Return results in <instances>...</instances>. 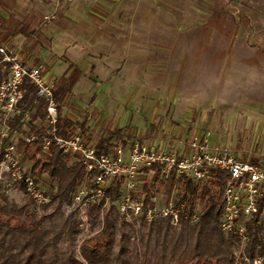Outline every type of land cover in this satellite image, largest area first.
I'll return each mask as SVG.
<instances>
[{
	"label": "rangeland",
	"instance_id": "obj_1",
	"mask_svg": "<svg viewBox=\"0 0 264 264\" xmlns=\"http://www.w3.org/2000/svg\"><path fill=\"white\" fill-rule=\"evenodd\" d=\"M227 1L0 0L1 40L28 50L47 76L62 79L64 116L90 124L103 117L110 130L141 136L153 124L155 134L175 135L170 140L180 147L185 138L203 134L211 145L264 166V92L257 82H243L264 80V50L252 46L257 41L249 33L254 23H264V4ZM94 97L104 100L92 106ZM103 130L87 140L94 142ZM144 182L136 181L137 191ZM8 188L10 200L29 203L26 194ZM154 188L161 203L165 194ZM41 208L35 210L45 220L78 210L76 256L80 243L99 231L82 208Z\"/></svg>",
	"mask_w": 264,
	"mask_h": 264
},
{
	"label": "trees",
	"instance_id": "obj_2",
	"mask_svg": "<svg viewBox=\"0 0 264 264\" xmlns=\"http://www.w3.org/2000/svg\"><path fill=\"white\" fill-rule=\"evenodd\" d=\"M6 77L7 73L0 70V83ZM23 89L22 112L9 118L8 125L18 136L32 134L35 139L26 144L18 137V153L35 181L48 187L50 202L41 209L55 204L69 208L73 195L85 181L84 166L62 156L54 148L50 157L42 152L41 143L47 133L44 123L46 103L37 99L35 88L28 79L24 80ZM64 93V87L55 90L56 102L60 103ZM58 112L59 136L67 138L79 132L88 139L91 131L87 118L72 120L62 114L61 105ZM25 114L29 115L28 120L24 118ZM154 128L153 124L148 125V133L153 134ZM125 136L122 129L102 132L93 142L96 152L108 153L114 145L125 144L130 139ZM248 162L261 165L253 158ZM146 178L149 182H144L140 193L134 197L144 194L147 208L153 206L154 187H160L164 182L157 167L143 169L136 181ZM228 179L227 173L219 171H213L203 182L171 178L164 184L163 193L167 198L175 190V206L183 205L178 227L166 219L158 218L151 223L141 219L129 223L128 232H124L125 222L116 209L124 180L111 181L106 190L110 198L108 209L102 203L86 208L92 227H98L99 231L80 243L78 257L73 250L79 227L75 219L78 210H71L68 218L63 217V212L55 220L39 218L35 210L38 206L31 199L28 204L19 205L8 198V185L24 194L25 191L22 186L11 184L7 174L3 173L0 178V264H252L257 256L264 255V228L259 223V215L245 223L249 242L243 251L249 262L236 255L240 250L237 239L223 234L219 228L222 192ZM194 216L195 221L192 220ZM64 244L63 249L61 245Z\"/></svg>",
	"mask_w": 264,
	"mask_h": 264
},
{
	"label": "built area",
	"instance_id": "obj_3",
	"mask_svg": "<svg viewBox=\"0 0 264 264\" xmlns=\"http://www.w3.org/2000/svg\"><path fill=\"white\" fill-rule=\"evenodd\" d=\"M0 58V68L7 73V77L0 83V167L7 174L10 183L22 186L27 197L36 206L47 205L50 193L46 185L35 181L16 146L18 137L26 144L32 143L35 137L32 134L18 136L17 131L8 125L9 118L22 112L20 104L24 97L25 79L34 86L37 99L46 103L44 123L47 133L41 143L42 152L50 157L54 148L62 156L84 166L85 181L73 195L72 207L86 210L88 206L101 203L104 207L109 206L107 188L111 181L123 179L116 209L124 222H139L143 219L151 223L161 218L177 227L183 205L175 206V190L169 197H164L161 203L155 197L153 206L147 208L144 205V194L134 197V194L140 193L136 190V179L142 170L157 167L164 184L171 178L176 181L180 177L203 182L213 171L225 172L229 179L222 192L219 228L223 234L237 239L240 245L238 256L241 255L244 261L249 262L243 251L249 242L245 223L259 215V223L264 228L263 165L238 159L227 149L211 145L203 134L185 138L182 150L142 143L130 135L132 140L114 145L108 153L98 154L93 142H89L79 132H74L67 138L58 135L60 103L54 98L56 83L46 80L43 64L27 63L2 44ZM24 118L28 120L29 115L25 114ZM164 184L160 186V192H163ZM192 220L195 221L196 217ZM262 241L264 243V234ZM252 264H264V255L257 256Z\"/></svg>",
	"mask_w": 264,
	"mask_h": 264
},
{
	"label": "crops",
	"instance_id": "obj_4",
	"mask_svg": "<svg viewBox=\"0 0 264 264\" xmlns=\"http://www.w3.org/2000/svg\"><path fill=\"white\" fill-rule=\"evenodd\" d=\"M226 2L225 3H228L227 0H225ZM262 3L264 4V0H261ZM261 15H259L260 17H262V19L264 20V9L260 12ZM254 21H256L257 19L254 18L252 19ZM256 23H254V28L249 30V33L255 38V40L257 41L256 44L255 41L253 42V45L255 48H262L264 50V23H262L261 25H258ZM239 31V28L237 27L236 29V33H238ZM125 35V34H124ZM122 32H120L119 36H124ZM3 37V34L0 32V44L2 45H5L9 50H11L12 52H14L21 60L27 62V63H30V64H36V63H41L40 61H35V59L33 60L32 57H30V53L28 52V50L25 51L24 48H20V49H15V48H12L10 47L9 43H4V39L1 40V38ZM108 43H115V41H109ZM42 64V63H41ZM1 70V68H0ZM2 71V70H1ZM46 72V71H45ZM45 78L46 80H49V81H53L55 82L57 85H59V87H62L61 85H63V82L59 81V80H62L61 78H51V76H47V72L45 73ZM201 81V80H200ZM239 81H242V80H230L231 83L235 82L236 84L239 83ZM250 86H252L253 83L257 82L258 84H261L259 85V87H261V90H263L264 92V80H243V82H245ZM220 84L222 85V81L220 80ZM202 85V84H201ZM233 85H231V89H235L232 87ZM104 100V97H98L96 99V97L93 98V105L96 104L97 102H103ZM71 118V116H68ZM72 119V118H71ZM73 120V119H72ZM150 125V124H149ZM88 127L91 131V133H93L94 131H96L97 129H104L102 132H105V131H116V130H119L121 128H118V129H115V130H110L109 129V125L106 123V120L103 118V117H100L98 121L96 122H92L91 124L88 122ZM93 127H95L96 129H93ZM148 127V126H147ZM135 133L129 131V132H123L125 135H128V136H133L135 138H137L138 140H140L142 143H146V144H149V145H153V146H161L163 148H174V149H178V150H182L183 149V144L182 146L180 147L179 144L177 145L176 143H172V141L170 140L171 137H176L175 135L173 134H170L169 136H167L166 134L163 133V131H161V133H158V134H155V128H154V132H153V137H152V134L148 133L147 131V128L145 130V134L144 135H140L138 131H134ZM155 134V135H154ZM179 137H177L176 139H180V135H178ZM127 137V136H125ZM163 138V140H162ZM130 139L132 140L133 138L130 137ZM165 139H167L168 141L165 142ZM209 141V139H208ZM168 142V143H167ZM176 144V145H175Z\"/></svg>",
	"mask_w": 264,
	"mask_h": 264
}]
</instances>
